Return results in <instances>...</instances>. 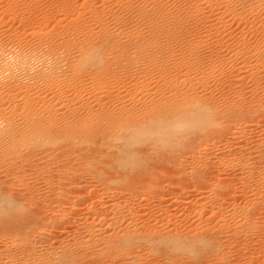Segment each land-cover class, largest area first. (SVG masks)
I'll use <instances>...</instances> for the list:
<instances>
[{
	"label": "rangeland",
	"instance_id": "obj_1",
	"mask_svg": "<svg viewBox=\"0 0 264 264\" xmlns=\"http://www.w3.org/2000/svg\"><path fill=\"white\" fill-rule=\"evenodd\" d=\"M211 1L213 2L210 6L204 0H0V59L1 61L3 60L0 64L3 66V63H5L4 67H2L3 69L0 67V82L3 83L4 81L3 84L0 83L2 86H0V101H2V104L1 102L0 104L2 107H5L1 108L0 106V110L4 109V113L0 112V129L6 126V122L8 123L15 119L18 121L21 112H17L18 109L21 110L20 105L14 106V104H19L17 99L21 96H17L16 98L14 96L16 92L13 90V87L18 85L22 86V82L23 84H27L28 82V79H23L18 74V61L15 60H18L17 58L21 52L41 46L45 50L44 53H46L48 48H50V44L56 50L59 49L58 52L62 54L61 49L64 48L63 45L65 42L73 41V43H76L77 41H81L79 39L84 38L87 34L94 35L93 37L99 41V39L104 38V30H108L113 36L115 35L114 37L119 36L117 39L121 37L122 40H119L121 44L130 45L134 42H140L142 39L145 40L149 37L146 15L155 13L157 9L164 16L163 25L174 27L178 21L179 23H183L182 31L179 35L182 38L178 36L168 43L169 46L173 43L171 47L176 51H171L172 49L170 47V52L165 53L167 56L164 55L166 60L162 56L163 60L168 63L165 62L169 70L166 73L167 75L164 74L166 75V79H172L175 76L176 79L179 78V80L177 79L179 82L176 81L175 84L176 86L178 85L177 88L180 91L187 90L186 88L189 85L186 84L189 82L191 84V80H194L193 82L197 83V86L195 85L194 87L195 91L204 97L207 102L215 105L217 113L219 112L218 110L221 112H219L220 115L218 113L219 118L216 113V119L219 122L217 126L221 128H219L220 133L217 131L211 138L200 142V144L207 146L208 150L206 152L197 153L193 156L185 153L175 157L177 155L175 153L174 155L172 153L167 155L164 153V155L162 152L158 154L159 151L156 149L151 148L150 151L149 147L141 146V148L138 146L142 164L147 163L148 166H145L144 170L146 169V172L150 170V175L148 173L145 174V171L141 169H138V171L119 169L117 172L113 168L111 169V167H106L101 164V162L95 163L94 168L85 169L78 161L72 162V165L71 163L69 164L71 159L67 160L68 165L74 168H72L74 170L73 180L78 181L77 183L73 182L74 184L60 183V186H58V188L63 190V185L67 184L64 189L68 194H63V196L67 197L69 202L63 203V206L59 207L68 212L66 211V216H64V219H61L62 221L55 220L54 217L46 219L48 220L47 222L44 221V223L49 222L50 224H45L49 226H53V221L59 224H56V227H52L53 229L49 233L56 246L61 241L65 245H70L73 242V238L85 237L86 234L84 233L85 229L83 224L85 222H94L97 229L100 225V215H103V212L107 210V215L111 216L113 214L109 211L112 210L113 212L117 211L116 213L114 212L117 218L121 214L127 216V219L121 217L124 219L122 221L124 227L128 224L125 225V221L127 220L128 222L131 218L129 221L136 219L140 222V225L142 224L140 227L145 226L141 229L152 226L156 228L155 230H162V232L171 229L180 230L181 232L184 231L183 233L188 231L189 233L192 231L197 232V230L200 231L207 225L212 229L214 227V229L219 228V230H215V237L218 243L220 241L219 244L221 246L223 244L224 246H222V250L218 251L220 254L217 252V255L214 253V256H211V253L208 255L206 253L199 257H193L187 254H181V256L179 254V259L177 257L174 261L171 260L174 258L171 256H175L176 258L177 255L173 254L170 255V262L162 252L157 251L154 254H152L153 252L150 254L147 249L143 248L144 251L143 249L139 251V254H142V256H140L139 260L135 261L139 264H264V160L262 161L264 158L259 159L260 157L257 156L260 155L259 152L264 147V0ZM190 5L192 6L190 7ZM144 17L146 20L143 19ZM143 37L146 38L144 39ZM13 51H15V54ZM172 52L173 54H171ZM78 55L77 52H72V58H70L72 64H75L76 60L78 61L80 58V55ZM2 56L3 58H1ZM195 59L201 62L199 69L198 67L195 70L191 69L189 75L185 74L187 71L185 69H190V64ZM6 60L8 61L6 62ZM137 66V64L136 66L134 65L138 69L139 66ZM136 68L135 70H137ZM8 70H11V77L14 80L10 78L9 82H11H8L7 85V78L9 79L10 77ZM133 70L132 72L134 73L135 71ZM2 72H4V76ZM156 72L153 71L152 74L145 73V76L148 79L152 78L153 82L150 89L147 90V94L144 92V96H142L143 93H139L138 96V92H133L134 89L131 88L132 86H129V89L127 88L129 93L127 91L124 93L122 85L128 81L129 76L128 74H122L120 76V78L122 77L121 79H113L114 81L110 80L111 82L113 81L112 83L110 82L111 84L109 82L107 83V85L110 84L109 87L111 90L113 88V90H108L106 95L105 92L99 95L90 81L87 80V83L85 80L84 84H86L84 85L83 95L81 97L84 100L90 99L89 102L94 104L97 103L95 98L101 96V94L105 95V97L107 96V98L109 96L113 100L114 97L117 98L116 95L119 92H122L124 94L121 98L124 97V103H122L121 98H117L113 100V104L115 105L116 101L120 99L115 105L116 107L118 103L119 107H121L127 106L129 102L128 106L134 105V108L136 106L139 109L144 102H147L148 99L150 100L153 97L152 95H154L155 99L160 100L159 97L163 98L162 95L165 96L167 93L168 95L171 92L173 93V91L167 92L169 90L165 88L164 81L160 80L158 71ZM12 75L15 76L13 77ZM123 75H126V77ZM134 76L136 77L135 73ZM124 77L125 79H123ZM16 78L19 81L17 83H15ZM157 80L159 81L157 82ZM186 80L189 82H185ZM183 81L186 84H183ZM179 85L182 86L179 88ZM18 87H16L17 90L19 89ZM1 88L7 93L6 95ZM8 88H12L11 92ZM177 88L176 90H178ZM63 89H66L64 93H67L68 98H70L68 105L71 101L75 102L71 97L74 96L73 93H76V90L71 88H68V90L66 87ZM9 96L13 98L8 99ZM162 98V101L165 100ZM94 99L95 102H93ZM8 102L10 103L9 105ZM113 104L111 105V109H113ZM10 105L11 107L13 106L12 109ZM92 106L96 109L95 104ZM59 107L63 108H61L62 111L67 110V107L61 105ZM2 114L5 115L2 116ZM9 115H12L13 119ZM192 139H195V136ZM157 155L161 157L159 156L157 158ZM165 156L171 157L170 162L168 157L166 158L167 160L163 158ZM1 158L0 163L6 160L0 165L1 167L6 165V169L4 167L1 168L2 170L0 169V183L2 185L6 178L12 177L11 179L14 180V173L17 169L21 173L22 170L16 167L15 164L13 166L9 157L8 159L10 160L8 162L11 164L7 162V157L3 160ZM61 161H59V165L60 162L65 164L66 159L62 158ZM56 165L59 167L57 163L50 165V173L48 174L51 176L55 173L56 175L53 176L58 179L62 175L60 174L61 172H58L59 170H57ZM11 166H13L12 169ZM25 166H23L24 170L28 171L30 167L28 164H25ZM7 167L10 169H7ZM18 170L17 172H19ZM6 172L9 173L7 174ZM248 172L249 174H247ZM95 174L96 176H94ZM11 179L5 181L8 185L5 183L4 186L2 185L3 190L10 192L14 188H20L17 185L18 183L14 182L16 180L11 182ZM107 180L111 183L105 186L106 184L103 183H107L105 182ZM114 180L116 181L114 182ZM39 181L37 183V186L41 187V189L37 187L38 190L40 189L39 193H49L47 187L43 184V180L40 179ZM244 181L248 185V182H250V185H246ZM120 185L121 187H119ZM148 186L149 188H147ZM42 187H45V190L47 189L46 192L42 191ZM34 188L32 187L30 189L34 190ZM61 189H59V192L62 191ZM57 191L56 189L55 192ZM55 192L54 196L57 194ZM209 203L215 206L218 205V207L221 204V207L223 206L222 208L224 209L226 207L225 211H223L225 214L222 217L226 227L224 224L221 227V224L215 221L217 219L212 217L211 208L207 209L208 207H206ZM233 204L245 207L246 209L254 206L253 215L249 218L251 227L241 228L242 231L235 237H231L232 230L235 229V226L233 218L230 217L231 215H228L229 212L227 209H230ZM129 209L133 213L129 214L130 211L127 212ZM216 224L220 226H216ZM131 225H128V228H131ZM248 229L249 231H247ZM98 235L97 237L95 235V238H98ZM0 241V249L3 250L5 248L4 242L7 244V241L3 240V238ZM93 248L91 249L92 253L89 250V252L87 251L88 253L84 254L86 256L81 257L83 261L85 259L86 262L90 260L89 264H133L131 263L133 261L132 258L129 259L127 257V251L125 253L124 251L121 253L112 252L114 254L112 255L111 253L112 256L109 255L110 258H108V254H106L107 257L103 255L97 258V253H99L97 250L98 246ZM13 251H15L14 248ZM80 252L82 253L83 250H80ZM126 259H128L127 262ZM92 260L94 261L93 263Z\"/></svg>",
	"mask_w": 264,
	"mask_h": 264
},
{
	"label": "bare ground",
	"instance_id": "obj_2",
	"mask_svg": "<svg viewBox=\"0 0 264 264\" xmlns=\"http://www.w3.org/2000/svg\"><path fill=\"white\" fill-rule=\"evenodd\" d=\"M204 2L210 5L213 1L204 0ZM191 6L192 5H190V7ZM146 17L147 20L145 19V17L143 19L147 21L149 37L147 39H145L147 36L145 38L143 37L145 40L142 39V41H138L136 43L134 42L130 45L121 44L119 42V40H122L121 37L120 39H117L119 36L114 37L115 35L113 36L112 33H110L108 30H104V38L99 39V41H97L98 39L96 40V38L93 37L94 35L87 34L85 37L83 36V40L79 39L81 41L76 42L77 45L75 42L74 45L73 41L65 42V44L62 43L64 44V48L61 49L63 55L58 52L59 49L56 50V48L51 47L50 44V48H48V51L46 53H44L45 50H43V47L41 46L23 52L19 51L21 53L17 58L18 60H15L18 61V74L19 76H21V78L28 79V82L25 80L27 84H23L22 82V86L17 84L19 87H16H18L21 91L19 89L18 91L16 87H13V90L16 92H13L15 93L14 96H16V98L17 96H21L19 97V99H17L19 104H14V106H21V110H17V112H21L18 121L15 119L11 122H6L5 127L1 125L3 128L0 129V158L2 156L1 159L3 160L7 157V162L11 159L10 161H12L11 163L13 164V166L15 164L16 167L21 168L22 173L18 169L17 170L19 172H17V170L15 171L13 168V170L15 171L14 173V171L12 170L15 174L13 179L16 181L12 180V177L8 178L11 179V182L14 181L15 183H18L17 185H19L20 188H14L12 191L7 192L3 190L2 185L4 186L5 181H7L8 179L6 178L2 185L0 183V239L3 238V240L7 241V244L4 242L5 248H3V250L0 249V264H89L90 260H87L86 262V259L83 261V258L81 259V257L86 256L84 254L88 253L89 250L92 253L91 249H94L93 247L96 246H98L97 250L99 251V253H97L98 255L96 256L97 258H100L103 255L106 256V254H108L107 256L108 258H110L109 255L112 256L114 254L112 252L121 253L124 251L125 253V251H127V257H129V259L132 258L133 260L131 261V263L136 264L138 262L135 261L139 260L140 256H142V254H139V251L145 248L147 249V251H149L150 254L152 252V254H154V252L157 251L160 253L162 252V254L165 255L171 262V260L174 261V259H177L179 254H187L193 257L203 256V254L206 253L207 255L211 253V256L214 253L217 255V252L222 250V248L224 247L223 244V247L221 246V244H219L220 241L218 243L215 237V230H219V228L217 227L216 229H214V227L212 229L209 225H207L208 223L206 224L207 226H204L202 230L198 231L196 229L197 232L192 231L190 233L189 231L183 233L184 231L181 232L180 230L174 229L162 232V230H155L156 228L152 226H147L148 228L141 229L145 226L140 227L142 224L140 225V222L136 219H133V221H129L131 218L128 220V222L127 220L125 221V225L127 223L128 224L124 227L122 225V221H124L127 216L121 214L120 217L117 218L115 217L116 214L114 215V212L116 213L117 211L113 212L112 210L109 211L111 214H113L111 215L112 217L107 215V210H102L104 212L103 215H100V225L97 229L94 222H85L83 225L85 229L84 233L86 234V236H83L84 238H81L78 235L81 239L78 238V240L76 238H73V242L70 243V245H65L61 241L60 244H57L58 246H56L53 239L49 235L50 231L53 229L52 227H56V224L59 225L58 222L56 223L53 221V226L45 225L50 224L49 222L46 223L48 221L46 219L51 217H54L55 220H61L62 218L64 219L67 210H63L60 207L63 206V203L69 202L68 198L63 196V194H68L64 187L68 183L72 184L73 182H78L73 180L72 177L74 168L68 165L67 160L71 159L69 164H72V162L74 161H78V163H81L85 169L94 168L93 166L95 163L101 162V164L105 165L106 167L109 166L115 171H119V169H129L130 171H138V169H141L145 171V166H148L147 163H145L146 165L142 164L143 162L139 156L140 149L138 146H144L147 148L149 147L150 151L151 148L156 149L157 151H159L158 154H161L162 152L163 154L166 153V155L171 153L172 155H174L175 153V155L177 154L175 157H177L180 154L189 153L193 156L197 153L206 152L208 150L207 146L200 144L202 140L211 138L212 135L216 134L217 131L220 133V127L217 126L219 122H217L216 118H219L221 112L217 109L220 112H218V115L215 105L207 102L204 97H202L197 91H195L194 87L197 83L193 82L194 80H191V84L188 80L185 81L189 82L187 84L183 81V84L185 83L189 86L186 88L187 90L180 91V89L177 88L178 85L176 86L175 84V82L178 81L179 78H177V80L175 76L172 79H166V73H168L169 70L166 67L167 62L165 61L166 59L164 58V55H166V52H170L171 49V51H176L171 47L173 43L171 42L172 44L170 46L168 43H170L172 39L180 35L183 23H179L178 21L177 25L174 27H167L166 25H163L164 16L158 9L155 13L153 12L148 16L146 15ZM132 33L134 32L132 31ZM166 45L168 46L166 47ZM73 51L77 52V54L80 55L78 61L76 60V63L74 62L75 64H72V62H70ZM13 52L15 54V51ZM171 54H173V52ZM162 56L165 60H163ZM1 58H3V56ZM7 61L8 60H6V62ZM2 62L3 60L0 63ZM14 63L16 64V62ZM136 64L139 66H137L138 69L134 67V65L136 66ZM191 64V68L189 67L190 69H185L187 70L185 74L189 75L191 69L195 70L197 69V67L199 69L201 62L195 59V61L191 62ZM4 65L5 63H3V66L1 65L0 67L2 68L4 67ZM135 68L137 70H135ZM132 70L135 71L134 73L136 77L134 76ZM10 71L8 70L9 73ZM153 71H158L161 78L160 80L164 81L165 88L169 90L167 92L173 91V93L171 92L172 97L171 93H169L170 95H168V93L166 92L167 94L164 93L166 94L165 96L162 95V93L161 95L163 96V98H161L165 99L162 101L160 97V100H157V98L155 99L154 95H152L153 97L150 100L148 99L150 97H148L147 99L149 101L147 100V102H144L139 109H137L136 106L134 108V105L128 106L129 102L127 106L121 107H119L118 103L117 108L115 105L117 104V102H119L120 99L116 101L115 105L113 104V100L121 98L125 91L129 89V86H132L131 88L134 89L133 92H138V96L139 93H143L142 96H144V92H146L145 94H147V90L150 89L153 79H148V77L145 76V73L147 72L148 74H152ZM2 73L4 76V72ZM11 74L12 73H10V77L8 75L9 79L7 78V85L10 78L13 79L11 77ZM122 74H128L129 76L128 81L126 83L124 82V84L122 83L124 93L122 94V92H119L116 95L117 98L114 97L113 100L109 96L108 98L107 96L105 97L108 90H113V88L111 90V88L109 87V85L114 81L113 79H121L122 77L120 78V76H122ZM123 76L126 77V75ZM125 77L123 79H125ZM85 80L90 81L99 95L100 93L105 92V95L101 94V96L95 98L97 100V103H94L96 105V109L94 108V106H92L94 104H91L89 102L90 99L84 100V98L81 97V95H83L82 93L84 85L86 84H84ZM110 80L113 81L111 82ZM182 80L180 79V81ZM17 81L18 80L16 78L15 83H17ZM158 81L159 80H157V82ZM108 82L111 83L107 85ZM0 83L3 84L4 81L3 83ZM181 86L179 85V88ZM65 87L67 89L71 88L76 90V93H73L74 96H70L71 98H73L72 100H75V102H70L69 105L74 102L71 106L68 105V101H70V98H68L69 96H67V93H64V90L66 89L63 88ZM183 87L185 88V86ZM176 88L178 90H176ZM3 90L4 89H2V91ZM9 90L11 92L12 88ZM127 92L129 93V91ZM4 93L5 95L7 94L6 92ZM93 95L94 97H96L95 94ZM11 96H9V98H6L12 99L13 97L10 98ZM92 97L91 99H93ZM95 99L93 102H95ZM121 100L123 101L124 97L121 98ZM0 102L2 104V101ZM10 103L8 102V105ZM122 103H124V101ZM112 104L115 106L112 107L113 109H111ZM58 105L67 107V110L62 111V107H59ZM1 108L5 107L1 106ZM2 110H0V112L4 113V109ZM3 115L5 114H2V116ZM10 117L11 119H13L12 115ZM2 122L4 121L2 120ZM194 136L195 139H192V137ZM259 153L260 155H257L260 157L259 159L264 158V147L260 150ZM159 156L160 155H157L156 157L158 158ZM8 157L10 159H8ZM167 157L168 156H165L163 158L166 159ZM62 158L66 159L65 164L61 163L63 162L61 161ZM168 159L170 162L171 157H168ZM263 160L264 159H262V161ZM59 161H61L60 165ZM8 163L11 164L10 162ZM55 163L59 165V167L56 165L57 170H59L58 172H61L60 174L62 175L61 177H58L59 174H57L58 176L56 177H58V179L53 176L56 175L55 173L51 176L48 174L50 173V165H53ZM25 164H28V166L30 167L28 171L24 170L23 168ZM13 166H11V169ZM3 167L6 169V165L2 167L0 166V169ZM8 168L9 167H7V169ZM52 170L54 169L52 168ZM146 173L150 175L151 171H145V174ZM96 174L94 176H96ZM247 174H249V172ZM99 177L101 176L99 175ZM40 179L43 180V184L47 187L49 191V193L47 192L48 194H43V192L39 193L41 187L39 186L40 189L38 190L39 187L37 186V183L40 182ZM115 181L116 180H114V182ZM105 182H107L103 183L106 184L105 186L111 183L108 180ZM60 183H67L66 185H63V190L61 188H58V186H60ZM248 183L250 185V182ZM150 184L152 185L151 182ZM150 184L149 186H151ZM246 185L248 184L246 183ZM149 186L147 188H149ZM29 187L35 188L33 190ZM119 187H121V185ZM44 188L42 187V191L46 192L47 189L45 190ZM56 189L58 190L57 192H55ZM59 189H61L62 191L59 192ZM54 192L55 194L57 193L56 196H54ZM206 207H208L207 209L211 208L210 211L212 212V217L214 219H217L215 221H217L218 224H221L222 227L225 222L222 218L223 214H225L223 211H225L226 207L224 209L222 208L223 206L221 207V204L218 207V205L215 206L210 203ZM227 209L229 212L228 215H231L230 217L233 218V223L235 226V229L232 230L233 232L231 231V237L238 236L242 231L241 228L243 229L244 227H251L249 218L251 217V215H253L254 206L246 209L245 207L236 206L235 204H233L230 209ZM128 211H130V209L127 210V212ZM130 213L133 212L130 211L129 214ZM121 217L124 219H122ZM44 221L46 222L44 223ZM130 224H132V227L128 228V225L130 226ZM218 224H216V226ZM247 231H249V229ZM107 232L108 234H106ZM97 234H99L98 238H95V235L97 237ZM13 248L15 251H13ZM79 249L83 250V252L81 253ZM173 254L177 256L176 258L175 256H171L174 258L170 260V255ZM218 254L220 253L218 252ZM204 257H206V255H204ZM127 260L128 259H126V262ZM93 262L94 261L92 260V263Z\"/></svg>",
	"mask_w": 264,
	"mask_h": 264
}]
</instances>
